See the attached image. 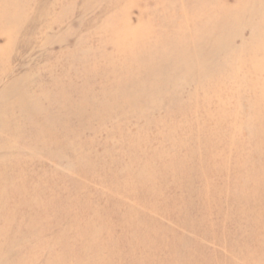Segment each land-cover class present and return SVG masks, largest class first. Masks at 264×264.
Listing matches in <instances>:
<instances>
[{"label":"rangeland","instance_id":"rangeland-1","mask_svg":"<svg viewBox=\"0 0 264 264\" xmlns=\"http://www.w3.org/2000/svg\"><path fill=\"white\" fill-rule=\"evenodd\" d=\"M0 200V264H264V0H0Z\"/></svg>","mask_w":264,"mask_h":264},{"label":"bare ground","instance_id":"bare-ground-1","mask_svg":"<svg viewBox=\"0 0 264 264\" xmlns=\"http://www.w3.org/2000/svg\"><path fill=\"white\" fill-rule=\"evenodd\" d=\"M1 204H3V202L0 200V208H1ZM0 219H1V216H0ZM76 239H77L76 235H74L72 238L71 237H63L62 240H60V242L55 245V247L59 246L60 248L59 247L58 248L61 250H65V251L75 253L76 257H77L75 262L78 264H92L93 259H94V255H95V252L93 250V245H92V247H89V248H87V247L83 248V250H82L83 254L76 253L77 252L76 251L77 247L75 246V243H76L75 240ZM86 240L88 243H91L92 239L90 237L88 238V236H87Z\"/></svg>","mask_w":264,"mask_h":264}]
</instances>
